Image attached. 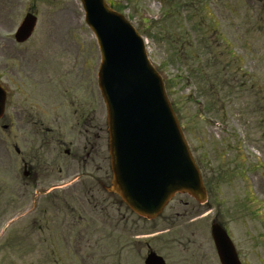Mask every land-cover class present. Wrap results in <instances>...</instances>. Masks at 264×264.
<instances>
[{
	"label": "rangeland",
	"instance_id": "1",
	"mask_svg": "<svg viewBox=\"0 0 264 264\" xmlns=\"http://www.w3.org/2000/svg\"><path fill=\"white\" fill-rule=\"evenodd\" d=\"M106 2L145 40L196 162L201 149L209 153L217 179L204 206L176 194L149 221L97 184L100 179L110 183L108 151L102 161L92 153L95 160L87 162L81 181L76 177L71 186L44 197L29 194L35 184L20 188L18 168L6 170L0 164V264H143L148 249L166 264H183L188 256L184 244L189 251L191 243L208 248L209 220L216 214L241 263L264 264V0ZM27 12L37 17L35 30L25 43L16 44L14 31ZM99 62L79 0H0V81L11 68L23 83L16 90L21 100L31 93L30 80L20 81L21 69L53 72L59 103L71 98L65 88H74L81 98L85 89L90 91L89 69L92 96L87 99L94 104L100 100ZM88 135L87 140L78 132L70 136L78 153L75 165L82 145L89 150ZM105 137L102 130L101 144ZM69 173L63 169L56 177ZM50 177L42 174L37 184ZM209 210L200 222L197 212Z\"/></svg>",
	"mask_w": 264,
	"mask_h": 264
},
{
	"label": "water",
	"instance_id": "2",
	"mask_svg": "<svg viewBox=\"0 0 264 264\" xmlns=\"http://www.w3.org/2000/svg\"><path fill=\"white\" fill-rule=\"evenodd\" d=\"M85 21L96 37L101 62L98 87L107 107L109 154L116 193L136 214L156 217L176 193L206 200L198 170L166 98L163 83L150 66L141 38L104 0H80ZM36 24L27 13L14 38L26 41ZM3 96L0 94V115ZM211 236L220 264H240L227 233L218 225ZM144 264H164L149 253Z\"/></svg>",
	"mask_w": 264,
	"mask_h": 264
},
{
	"label": "flooded vegetation",
	"instance_id": "3",
	"mask_svg": "<svg viewBox=\"0 0 264 264\" xmlns=\"http://www.w3.org/2000/svg\"><path fill=\"white\" fill-rule=\"evenodd\" d=\"M87 71L89 73L85 72V80L89 84L90 91L85 89L84 96L81 98L76 97L74 88H65L64 92L71 98L60 102L61 104L54 98L59 81L49 69L27 73L22 69L18 71V76L23 75L20 81L26 83L30 80L29 91L31 93L29 92L30 95L24 99L29 101L30 98L35 97L36 101L31 103L21 100V95L16 92L18 86H23V83L19 82L20 77L19 79L13 77L11 68L4 71V110L0 118V136H3V139H0V164L6 170L18 168L21 178L20 188H26L29 182V184H35L29 191L40 189L43 196H48L71 186L76 176L81 181L87 174V162L94 161L98 154L100 161L103 158L106 160V156H103V153L107 151L106 110L98 98L94 104L91 99L88 100L92 96V88L90 70L87 69ZM68 75L69 73H66L65 77ZM16 80L18 84L14 82ZM19 101H23V104ZM98 118L99 121H95ZM102 130L105 131L106 142L101 144ZM75 132L86 140L88 138L86 134L89 133L86 148L90 145L88 151L85 149V144L82 145L84 146L83 153L77 156L78 164L76 165L74 159L78 153L70 139ZM94 136L98 141H93ZM201 151L203 149L198 154L197 162L208 196L211 184L217 178H215L214 166L207 159L210 157L209 153ZM92 153H96V156L93 155L91 158ZM63 169L71 173L62 178L56 177ZM98 169L102 170V164L98 166ZM42 174L51 177L44 184H37ZM106 174L105 171V178ZM96 182L101 188L106 189L107 184L101 179ZM210 212L211 210L204 214V211H198L196 217L204 223V218ZM212 223H218L228 231L226 224L218 214L210 218L209 226ZM191 244L193 245L192 251H189L185 244V247H182V251L188 254L183 264H219L212 243L208 245V248H204V245L200 243Z\"/></svg>",
	"mask_w": 264,
	"mask_h": 264
}]
</instances>
